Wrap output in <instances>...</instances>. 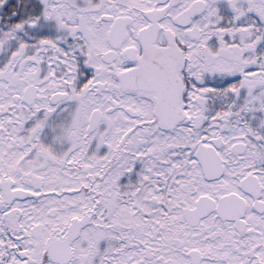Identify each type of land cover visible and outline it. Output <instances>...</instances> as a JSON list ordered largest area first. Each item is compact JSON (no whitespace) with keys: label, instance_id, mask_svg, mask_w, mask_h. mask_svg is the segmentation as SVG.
I'll return each instance as SVG.
<instances>
[{"label":"snow or ice","instance_id":"snow-or-ice-1","mask_svg":"<svg viewBox=\"0 0 264 264\" xmlns=\"http://www.w3.org/2000/svg\"><path fill=\"white\" fill-rule=\"evenodd\" d=\"M0 264H264V0H0Z\"/></svg>","mask_w":264,"mask_h":264}]
</instances>
